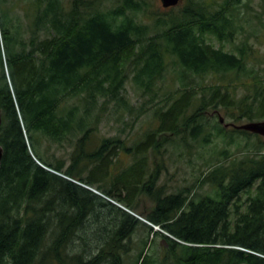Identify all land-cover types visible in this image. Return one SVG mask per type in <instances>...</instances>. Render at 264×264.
Wrapping results in <instances>:
<instances>
[{
    "label": "trees",
    "instance_id": "trees-1",
    "mask_svg": "<svg viewBox=\"0 0 264 264\" xmlns=\"http://www.w3.org/2000/svg\"><path fill=\"white\" fill-rule=\"evenodd\" d=\"M186 1L158 13L150 0H0V264H127L143 225L164 251L144 247L134 264H264V137L211 118L264 119L256 48L247 38L226 47L244 30V0ZM170 66L179 87L162 96ZM130 79L149 96L140 106ZM110 107L136 119L152 110L156 125L98 145ZM38 134L75 140L71 164L52 162ZM239 135L259 139L244 157L225 148L193 184L159 185L169 146L192 159L216 138L240 147ZM121 152L139 160L115 174ZM197 183L210 191L192 193Z\"/></svg>",
    "mask_w": 264,
    "mask_h": 264
},
{
    "label": "rangeland",
    "instance_id": "rangeland-1",
    "mask_svg": "<svg viewBox=\"0 0 264 264\" xmlns=\"http://www.w3.org/2000/svg\"><path fill=\"white\" fill-rule=\"evenodd\" d=\"M151 9L155 12L162 13L166 8L163 7L161 0H150ZM187 3L186 0H182L180 4L174 6L176 9L180 8L181 6ZM246 4H249L246 6ZM240 9L243 11L241 14L242 23L244 24V30L242 33L238 34L235 43L229 44L226 43V47L229 49H234L235 45H238L243 38H247L249 43L253 45L254 48L257 50V54L260 56V59L257 60V65L259 66V71L261 74V78H264V0H244L243 4L241 5ZM248 12L247 14H245ZM250 17V23L245 22V18ZM217 45H220L218 41H215ZM175 79V73L173 71V67H169V71L166 73V77L164 80L159 82L160 93L162 96L166 92L170 93L174 89L179 87V82ZM207 80V78H206ZM246 80V79H245ZM248 81H252L250 78ZM127 94L131 101L136 106H140L144 101H146L149 96L143 95L141 90H138L136 86L133 84V81L130 79L127 82ZM170 91V92H169ZM243 92L242 87H239L238 94ZM104 118L102 119L99 127L97 130L93 132L92 139L98 145L100 144L103 137L108 136H121L124 138L128 143H132L138 140L143 133L149 129L150 127H154L156 125L155 118L153 116V111L149 110V112L145 113L141 118L136 119V113H129L126 112L122 117H117V114L113 110V108H108L103 114ZM214 121L220 120V118L224 119V123L233 124V125H241L246 124L249 122L254 121H264L261 120H254L251 121L248 118H243L240 121H234L231 118L225 116L223 113L216 114L215 116L211 115ZM223 123V124H224ZM233 128V126H229ZM228 127V128H229ZM41 137V150L42 152L54 163L57 160L63 161L65 166L71 164V152L75 146V140L73 141H63V142H56L51 140L50 138L38 134ZM238 141L242 142L240 147H238V143H234L229 145L227 142L221 140V138H216L210 145L203 148L201 145H196L194 147V155L191 156L192 159H188L186 156L180 155L181 152H184L186 147L181 143L169 146V149L166 153L165 159V166L166 169L162 172L161 177L159 179V185L164 184L166 186V192H172L179 190L180 187L189 186L193 184L197 178H200L201 171L205 170V162L215 158L216 156L219 157L222 154H219L220 151L228 148L231 155L235 158H242L244 157V152L247 150L245 143L248 142L250 146L248 148H252V145L257 143L259 139L256 137H244L243 135H239ZM227 139V138H226ZM264 151V149H263ZM223 157V156H222ZM221 157V158H222ZM220 158V157H219ZM139 159L129 156L124 152H121L117 159L110 165V169H115V174L122 172V174L129 169L135 162ZM152 164V162H151ZM130 166V167H129ZM102 167V166H101ZM96 191L94 188H92ZM210 188L208 185L201 186L197 183L196 187L192 190V193L201 194L209 192ZM97 192V191H96ZM196 200L200 199V195L195 197ZM153 202L146 196L142 197L141 201V208L144 207L149 209L152 207ZM139 209V210H142ZM94 220L91 221L94 229L96 225L94 224ZM95 225V226H94ZM110 226V223H109ZM92 227V228H93ZM154 230H159V226H154ZM94 232L90 233V244L92 238L94 237ZM151 234L150 229L143 225L139 229H137L131 236L130 239V250L127 251L125 256V260L127 264H134L139 253L142 249H145L146 253L152 254V256L159 255L161 252L164 251V241L163 237L158 234L154 236ZM147 241L148 244L145 246L144 241ZM88 249L91 248V246ZM96 245V244H94ZM82 241L77 244V248L81 249ZM95 251V247L93 249Z\"/></svg>",
    "mask_w": 264,
    "mask_h": 264
},
{
    "label": "water",
    "instance_id": "water-1",
    "mask_svg": "<svg viewBox=\"0 0 264 264\" xmlns=\"http://www.w3.org/2000/svg\"><path fill=\"white\" fill-rule=\"evenodd\" d=\"M182 0H161L164 8L168 9L181 3ZM221 122L224 123V119L220 118ZM2 124V114L0 112V126ZM225 126L232 125L233 127L250 131L252 133L259 134L264 137V121H254L241 125H233L224 123ZM3 158V147L0 145V166Z\"/></svg>",
    "mask_w": 264,
    "mask_h": 264
}]
</instances>
